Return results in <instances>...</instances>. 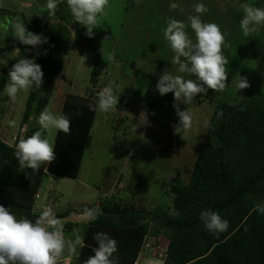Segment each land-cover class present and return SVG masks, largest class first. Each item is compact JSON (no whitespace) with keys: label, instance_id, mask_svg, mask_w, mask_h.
I'll return each instance as SVG.
<instances>
[{"label":"rangeland","instance_id":"obj_1","mask_svg":"<svg viewBox=\"0 0 264 264\" xmlns=\"http://www.w3.org/2000/svg\"><path fill=\"white\" fill-rule=\"evenodd\" d=\"M170 2L109 0L91 38L86 27L71 16L70 44L64 56L61 77L54 81L47 107L60 113L67 95L86 97L89 92L97 94L109 84L114 85L119 101L107 113L96 110L90 130L91 142L83 154L77 178L43 177L41 206L37 214L41 213L48 194L52 197L47 199L55 203L57 212L98 205L99 199L104 201L106 196H115L123 207L134 210L153 211L167 207L171 202L168 182L171 178L182 183L188 181L213 106L231 98L257 97L264 101V27L248 35L240 30L243 0H203L207 11L199 14L202 21L220 25L224 34L222 53L228 60L225 66L228 79L223 90L209 89L206 94H197L191 104L179 105L181 110L188 108L193 114L189 129L180 135L175 133L179 118L173 105L169 110L157 112L132 96L134 74L139 71L160 78L166 70L185 79H195L188 73H179L178 65L170 63L174 53L162 33L169 18L188 23L189 16L197 15L194 5L199 0H175L178 7L174 10L170 9ZM248 2L264 7V0ZM46 8L44 0H0V68L7 75L19 59H35L36 62L41 45L35 48L26 46L19 54L18 50H3L2 41L12 37L16 22L25 19L30 23ZM55 11L58 15L71 14L66 0H61ZM187 31L195 42L193 30L188 28ZM37 35L46 38L43 29ZM89 38L95 45L94 52L78 44ZM95 60H104L107 66L93 86L90 73ZM239 75L248 79L250 87L237 92ZM29 89L18 93L15 99L0 95V137L10 133L7 139H3L7 144L24 138L27 127L32 125V122L29 126L21 124ZM124 102L127 104L123 105ZM10 121L14 123L10 124ZM34 129L54 142L55 129H42L38 123ZM50 189L53 191L49 192ZM77 216L66 217V222L79 223L71 230L72 235L82 231L87 219ZM61 224L64 226L63 222ZM148 239L152 242L155 238L150 236ZM152 248L145 249V254L148 255L149 251L152 254ZM78 251L79 246L72 252V257ZM163 255L164 251L157 249L152 255L145 256L142 264H162ZM72 259L60 260L58 264H72Z\"/></svg>","mask_w":264,"mask_h":264},{"label":"trees","instance_id":"obj_2","mask_svg":"<svg viewBox=\"0 0 264 264\" xmlns=\"http://www.w3.org/2000/svg\"><path fill=\"white\" fill-rule=\"evenodd\" d=\"M55 10L43 27L47 43L41 44L36 60L42 68L43 83L41 88L29 89L21 124L29 126L32 122V125L27 127L24 138L36 131L37 118L48 105L55 79L61 77L70 44L72 15H58ZM44 12L30 23L25 19L22 22L37 32ZM56 21L59 23H51ZM4 40L2 49L5 51L18 50L21 54L26 48L13 37ZM78 44L95 50L90 38ZM106 66L104 60L94 61L90 73L93 86ZM134 77L132 96L157 112L172 107L173 94L161 96L156 90L159 78L143 71L136 72ZM7 78L5 70L0 68V92ZM96 100L97 94L92 92L86 97H65L60 113L70 118V132L56 130L55 160L39 170L21 169L14 155L16 143L9 145L0 138V205L18 217L35 221L38 217L31 209L45 174L77 178L83 154L91 142L90 130L96 114L89 106L95 105ZM263 102L257 97L231 98L213 106L188 181L182 183L171 178L168 182L171 202L167 207L134 210L123 207L115 196H106L104 201L99 199L98 205L55 213L63 219L83 215L86 209L97 207L102 212L94 222L88 220L83 226L80 236L84 246L72 257V264H84L93 255L92 249L97 246L93 237L98 232L107 233L118 242L114 256L119 264H141L145 256L157 249L164 251L162 264H264V215L253 211L257 202L264 201ZM209 209L229 220L226 231L215 234L205 228L199 217L202 211ZM70 226L76 224L67 222L64 229ZM150 236L154 241L150 242ZM149 247L154 251L147 255L145 249Z\"/></svg>","mask_w":264,"mask_h":264},{"label":"clouds","instance_id":"obj_3","mask_svg":"<svg viewBox=\"0 0 264 264\" xmlns=\"http://www.w3.org/2000/svg\"><path fill=\"white\" fill-rule=\"evenodd\" d=\"M61 0H44L49 10H54ZM68 9L76 22L87 29L91 38L93 30L98 27L100 17L104 14L109 0H66ZM170 9H176L178 4L171 0ZM243 15L239 20L240 30L248 35L264 27V7L254 6L248 0H243L240 5ZM197 15L189 16L188 23L169 18L163 29V37L174 55L171 64L178 65L179 73H188L195 79H185L182 75H173L164 71L156 84V90L161 96L172 93L173 104L179 124L174 131L179 134L191 127L193 114L188 110H181L179 105H189L197 94H206L209 89L219 92L226 86L228 75L226 72L227 58L222 53L224 34L220 25L205 23L199 14L207 11L203 0L194 5ZM188 28L195 34V42L190 38ZM12 37L22 45L33 48L47 43L41 35L28 31L25 23L16 22L12 28ZM184 58V59H182ZM43 72L35 59L22 58L16 61L8 72V83L5 84L0 95L15 99L18 93L31 87L41 88ZM250 87L246 77L239 75L236 81V91ZM119 101V94L113 84L105 86L97 93L95 105H90L93 110L107 113L113 110ZM79 115V113H76ZM220 115V114H218ZM14 123L12 121L9 122ZM37 123L42 129H55L69 133L71 120L62 113H56L49 107L39 114ZM15 158L24 170L36 171L44 164L55 160L54 144L37 130L31 136L20 139L15 145ZM48 171V169H45ZM27 175L28 172L25 171ZM253 211L264 215V201L257 202ZM101 210L86 209L83 215L94 222L101 215ZM200 221L205 228L215 234L224 232L229 227V220L218 211L204 210L200 213ZM93 239L96 247L84 264H119L114 254L118 251L117 241L107 233L98 232ZM71 245L73 251L77 246L83 247L82 236H76L74 242L67 241L63 232L61 220L50 207L44 208L35 221L27 217H18L12 210L0 205V264H58L66 246Z\"/></svg>","mask_w":264,"mask_h":264},{"label":"crops","instance_id":"obj_4","mask_svg":"<svg viewBox=\"0 0 264 264\" xmlns=\"http://www.w3.org/2000/svg\"><path fill=\"white\" fill-rule=\"evenodd\" d=\"M10 133H5L4 134V136H2V137H0L2 140L4 139H7L9 136ZM12 135V134H11ZM3 140V141H4ZM54 143V142H53ZM9 145H13V144H9ZM80 171V170H79ZM79 174V173H78ZM45 176H47V178H48V176H51V177H59V176H55V175H51V174H48V173H46L45 174ZM63 178V177H62ZM65 179H69V180H71L70 178H65ZM51 181V180H50ZM51 191H53V189H50L49 190V192H51ZM38 193V196L36 197V195H35V202H34V204H33V207H32V209H31V213L33 214V215H35V216H37V217H39V215L40 214H37V212H39V208H40V202H39V200L41 199V194H42V190H41V187H40V189H39V191L37 192ZM48 196H49V194H48ZM48 196H47V198H48ZM50 197H52L51 196V194H50V196H49V198ZM46 198V201H45V203H44V205L41 207V209L43 210L44 208H46V207H50L51 209H52V211L54 212V213H60V212H57V210H55V208H54V202L51 200V201H49V199H47ZM44 200V199H43ZM79 216H84V215H78L77 217H79ZM85 217V216H84ZM86 218V217H85ZM61 220V223L63 222V224H65V223H67L66 222V218H64V219H60ZM86 220V222L83 224V225H85L86 223H87V221H88V219H85ZM70 223H72V222H70ZM73 224H76V226H70L69 227V229H67L66 231H65V229H64V226H63V232H64V235H65V238H66V240L67 241H70V242H74L75 241V238H76V236H80V234H81V232L79 233V234H75L74 233V235H72L71 233V230L72 229H76L77 227H78V225H79V223H73ZM80 247V246H79ZM72 252H73V249H72V247H71V245H68V246H66L65 247V249H64V251H63V253H62V255L59 257V259H58V261H62V260H71V258H72ZM74 256V255H73ZM71 257V258H70ZM141 261V260H140ZM143 263V261H141V264Z\"/></svg>","mask_w":264,"mask_h":264},{"label":"water","instance_id":"obj_5","mask_svg":"<svg viewBox=\"0 0 264 264\" xmlns=\"http://www.w3.org/2000/svg\"><path fill=\"white\" fill-rule=\"evenodd\" d=\"M51 11L52 10H49L48 8L45 9V12H44V15H43V18H42V21H41L40 29L37 32L32 31L31 27L28 26V25H25L26 29L28 31L32 32V33H36V34L39 33L43 29V27H44V25H45V23H46V21L48 19V16L50 15Z\"/></svg>","mask_w":264,"mask_h":264},{"label":"flooded vegetation","instance_id":"obj_6","mask_svg":"<svg viewBox=\"0 0 264 264\" xmlns=\"http://www.w3.org/2000/svg\"><path fill=\"white\" fill-rule=\"evenodd\" d=\"M7 13H9V12H7ZM10 14V13H9Z\"/></svg>","mask_w":264,"mask_h":264}]
</instances>
